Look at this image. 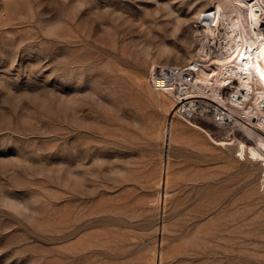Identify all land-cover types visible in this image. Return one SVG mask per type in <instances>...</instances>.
Here are the masks:
<instances>
[{
  "label": "rangeland",
  "instance_id": "obj_1",
  "mask_svg": "<svg viewBox=\"0 0 264 264\" xmlns=\"http://www.w3.org/2000/svg\"><path fill=\"white\" fill-rule=\"evenodd\" d=\"M207 1L0 0V264H264L260 168L199 132L165 144L145 88Z\"/></svg>",
  "mask_w": 264,
  "mask_h": 264
},
{
  "label": "bare ground",
  "instance_id": "obj_2",
  "mask_svg": "<svg viewBox=\"0 0 264 264\" xmlns=\"http://www.w3.org/2000/svg\"><path fill=\"white\" fill-rule=\"evenodd\" d=\"M196 11L195 31L202 37L191 56L181 65L150 59L147 95L170 108L163 140L187 138L184 130L199 132L201 142L232 150L236 160L258 166L264 190V0H208ZM167 65L186 68L190 81L167 82L158 74ZM180 120L188 125L180 126ZM217 126L227 127L228 134L215 137ZM168 160V154L161 157V197L167 195Z\"/></svg>",
  "mask_w": 264,
  "mask_h": 264
},
{
  "label": "built area",
  "instance_id": "obj_3",
  "mask_svg": "<svg viewBox=\"0 0 264 264\" xmlns=\"http://www.w3.org/2000/svg\"><path fill=\"white\" fill-rule=\"evenodd\" d=\"M158 74L164 75L169 83H174L176 81L188 83L191 77L186 68L173 65H167L163 70H159Z\"/></svg>",
  "mask_w": 264,
  "mask_h": 264
}]
</instances>
